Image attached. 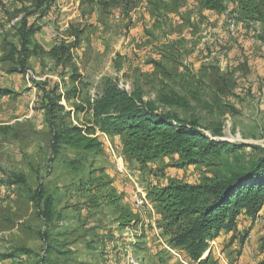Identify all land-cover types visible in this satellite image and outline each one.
Instances as JSON below:
<instances>
[{"label": "rangeland", "instance_id": "374dc122", "mask_svg": "<svg viewBox=\"0 0 264 264\" xmlns=\"http://www.w3.org/2000/svg\"><path fill=\"white\" fill-rule=\"evenodd\" d=\"M232 8L204 10L198 0H140L132 7L0 0V68L13 75L0 74V87L13 89L0 95V122H12L0 126V264H191L184 250L171 247L148 191L199 184L264 154V50L247 54L257 26L234 20ZM22 21L34 30L23 68L22 56L7 59L20 46ZM113 86L194 122L225 149L195 165L176 154L144 164L122 154L121 137L94 127L99 151L61 146L54 153L50 123L89 126L94 100ZM173 94L188 105L161 103ZM57 95L63 107L51 117L46 100ZM232 145L240 147L227 149ZM39 188L54 200L49 222L36 204ZM209 246L217 264H264V204L253 220L240 214L237 227L220 230Z\"/></svg>", "mask_w": 264, "mask_h": 264}, {"label": "trees", "instance_id": "16d2710c", "mask_svg": "<svg viewBox=\"0 0 264 264\" xmlns=\"http://www.w3.org/2000/svg\"><path fill=\"white\" fill-rule=\"evenodd\" d=\"M110 1H122L126 7H132L140 0ZM198 2L201 9L215 12H226L227 6L231 5L233 8L228 12L230 17L245 26H257L254 30L256 38L264 42V0ZM41 4L42 1H39L38 5ZM17 31L20 46L12 47L13 51L9 52L7 59H14L15 55L22 56L19 64L23 68L26 58L31 54L28 49L29 36L34 30L22 21ZM72 36L73 46H76L80 31L75 30ZM59 49L60 47L54 46L50 53L55 55ZM61 49L62 53L68 51L62 47ZM9 93L8 89L0 88V95ZM43 97L44 101L48 98L45 91ZM60 99L61 96L57 95L56 102L46 100L51 117L57 115L56 108L62 109L63 106L58 103ZM160 101L169 107H182L189 103L185 96L177 94L163 96ZM91 109L93 118L92 122H87L89 126L50 123L54 153L61 146L75 151H99L100 142L93 136L94 127L113 137H121L122 154L144 164L176 154L183 165H195L205 157L219 156L227 145L226 142L209 139L194 122H187L174 113L159 112L152 102H144L139 94L129 93L115 86L108 88L94 100ZM239 147L232 145L227 149L235 151ZM147 196L159 206L164 231L170 236L172 248L184 250L191 264H217L211 258L209 242L217 237L220 230L231 231L236 228L240 214L244 213L252 220L255 219L264 204V154L251 160L247 168H232L227 174H217L199 184L178 181L162 187L154 186ZM36 201L37 206L43 204L41 217L49 222L54 213L53 198L39 188Z\"/></svg>", "mask_w": 264, "mask_h": 264}, {"label": "crops", "instance_id": "0c3cea01", "mask_svg": "<svg viewBox=\"0 0 264 264\" xmlns=\"http://www.w3.org/2000/svg\"><path fill=\"white\" fill-rule=\"evenodd\" d=\"M249 38H250V41L251 42H249V41H247L249 44L251 43V45L249 46V47H247V54H250V57L251 56H253V54L255 55L256 53H259V51L258 50H261V49H263L264 50V42H262V41H260V40H258L257 38H256V36H253V34H249ZM246 38H247V35H246ZM248 40V39H247ZM253 53V54H252ZM262 54V53H261ZM4 74V72L1 70V68H0V74ZM4 75H6V76H9V77H11V76H13L12 75V73H8V72H6ZM2 79H3V77H0V81H2ZM0 88H5V89H8V90H10V91H13V89L12 88H10L8 85H2ZM11 113H13L14 115H16L17 114V110H16V108H15V110H12L11 111ZM11 113H10V111L8 112V110L7 111H4L3 112V117L2 118H4V116H8V115H11ZM15 120V119H14ZM10 123H12L11 121L10 122H0V126H4V125H8V124H10ZM239 226V225H238ZM226 264H228L227 262H226Z\"/></svg>", "mask_w": 264, "mask_h": 264}]
</instances>
